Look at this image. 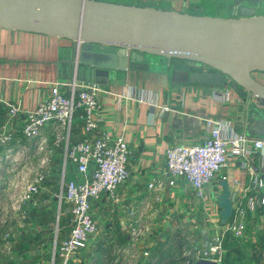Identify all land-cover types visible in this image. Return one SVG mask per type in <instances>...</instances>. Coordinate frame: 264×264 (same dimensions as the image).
<instances>
[{"label":"crops","instance_id":"obj_1","mask_svg":"<svg viewBox=\"0 0 264 264\" xmlns=\"http://www.w3.org/2000/svg\"><path fill=\"white\" fill-rule=\"evenodd\" d=\"M111 1L174 10L186 9L196 14H201L199 12L210 5L215 12L220 8L233 12L230 2L219 8L212 4L215 0H152L149 3L141 0ZM212 15L226 16L215 13ZM73 47L71 43L58 38L0 29V127L10 119L8 104H18L25 110H33L48 97L54 83L67 82L64 77L68 76L67 62L71 58L69 50ZM99 86L102 89L99 96V111L103 119L101 129L122 137L131 150L128 160L129 180L117 190L114 198L102 195L93 203L92 213L99 231L103 233L101 239H112L118 250L120 248L124 251L126 246L118 244L122 243L124 237L130 245L137 241L138 246L140 239L154 238L153 232L156 230L157 233L171 230L172 228L166 227L169 224L171 226V223H177L176 226L187 223L194 229L197 228V223L204 225V215L197 213L193 192L168 185L165 154L173 145L190 143L202 137L208 131L207 120L224 119L234 130L240 102L236 94L227 90L184 84L163 87L143 72H130L123 78L109 76L108 83ZM220 95L223 100L219 99ZM80 116L81 112H78L71 136L73 144L83 138ZM59 134L61 132L53 124L44 127L41 134L47 140L46 154L43 155L50 157L46 167L49 180L47 179L46 187L41 192L42 196L40 195L48 199L44 204L50 203L49 198L53 199L52 204L57 203L56 197L61 193L63 181L82 182L89 176L78 173L72 162H65L64 143L55 145ZM36 141H27L20 132L17 134V140L11 146V155L21 157L16 166L29 165L30 159L34 158L39 160V171L43 170L41 156L35 155ZM6 154L7 151L3 150L1 158ZM248 162L264 179V163L261 158L254 156ZM10 166L9 161H0V173L7 176ZM243 168V163L236 160L227 174L231 177L230 189L237 194L236 201H242L246 206L249 198L264 197V188H253V178L247 176V196L242 198V190L234 180ZM57 181L58 189L55 187ZM154 181L163 182V188L150 190L149 184ZM8 185L11 186L10 181ZM209 208L211 212L219 209L215 205ZM247 223L253 236L264 233V208L257 207L255 211L248 212ZM132 229L138 231L137 237L131 236ZM60 235L62 241L69 233L62 232Z\"/></svg>","mask_w":264,"mask_h":264},{"label":"water","instance_id":"obj_2","mask_svg":"<svg viewBox=\"0 0 264 264\" xmlns=\"http://www.w3.org/2000/svg\"><path fill=\"white\" fill-rule=\"evenodd\" d=\"M231 1L233 14L217 16L111 0H0V29L71 43L67 82L99 86L143 72L163 87L232 91L240 100L234 130L264 139V109L254 104L264 102V14L257 13L264 0ZM220 186L225 225L237 194L226 180Z\"/></svg>","mask_w":264,"mask_h":264},{"label":"built area","instance_id":"obj_3","mask_svg":"<svg viewBox=\"0 0 264 264\" xmlns=\"http://www.w3.org/2000/svg\"><path fill=\"white\" fill-rule=\"evenodd\" d=\"M101 92L98 85L78 81L54 83L48 97L33 110H25L18 104H8L10 119L0 130V161H9V172L12 173L17 170L16 165L21 158L11 155V146L17 140V134L20 132L27 141L37 140L35 155L41 156L43 170L36 172L34 180L24 187L23 201H32L46 187L49 175L46 167L50 157L43 155L46 154L47 140L41 134L49 124L55 125L61 132L55 145L64 143L65 162L75 164L78 173L89 174L82 182L63 181L61 195L56 197L60 206L63 202L69 205L72 226L68 237L56 244L54 249L53 259L55 262L58 260L59 264H72L80 250L99 233V225L92 213L93 203L102 195L114 198L117 190L130 178L128 160L131 150L128 143L122 137L101 129ZM222 97L220 95L219 99L223 100ZM254 104L264 109V102L254 100ZM78 112H81L83 122V138L73 144L71 136ZM206 122L208 131L202 137L190 143L173 145L166 150L167 183L171 187L193 192L197 213L204 215L200 240L196 236L191 237L200 245L196 250V261L205 259L224 264L226 235L245 238L248 232V212L255 211L257 207L264 208V197H251L246 206L242 201H235L233 215L225 225L221 224L220 210L211 212L209 207L215 205L218 208V198L222 193L220 182L226 180L229 183L231 177L227 172L236 160H240L244 166L234 180L242 190V198L247 196V176L253 178V188H264V179L248 162L251 157L259 156L264 163V139L251 138L243 132L237 133L224 119ZM3 150L7 154L1 158ZM22 174L25 175L22 180L26 182L27 173ZM163 186V182L154 181L149 184V189H161ZM203 230L208 232L209 250H206ZM130 232L131 236H138L137 230L132 229ZM145 256H149V250L145 251Z\"/></svg>","mask_w":264,"mask_h":264},{"label":"rangeland","instance_id":"obj_4","mask_svg":"<svg viewBox=\"0 0 264 264\" xmlns=\"http://www.w3.org/2000/svg\"><path fill=\"white\" fill-rule=\"evenodd\" d=\"M141 1L149 3L152 0ZM229 2L231 4L232 1L215 0L212 4L220 8ZM257 6V13L264 14V4ZM199 13L231 15V12L225 11L222 8L215 12L212 5L205 6ZM30 161L29 165L16 166L17 170L15 173L10 172L7 176H3L0 173V264H54L53 252L56 244L58 245L61 242L60 234L62 232H67L68 234L71 231V213L67 203L63 202L60 206L59 200H57V203L52 204L51 201L53 202V199L49 198L50 203L44 204V201H48V199L44 198L45 196L41 197V193L34 196L32 201H23L22 194L24 187L28 182L34 180L35 173L39 171V167L37 166L39 160L31 158ZM35 166L38 168H35ZM27 170H31V172ZM23 172L27 173L26 182L22 180V177L25 176L22 174ZM9 181L13 184V188L8 185ZM57 185L58 181L55 183V187L58 189ZM54 193L57 194V191ZM176 225L177 223H171V226L170 224L167 225V228H172L168 231L157 233L158 231L156 230L153 232L154 238L151 240L148 238L144 240L140 239L138 246L136 245L137 241H135L134 244H131L123 252H120L123 255L122 264H147L151 261L150 264H155L158 260L157 257L151 259V256H145L146 248L150 250L152 242L161 243L167 250H171L174 246L180 247V244H183V256L190 257V260L195 263L196 250L200 248V245L191 237L196 236L200 240V229L203 228V225L197 223L196 229L190 227L187 223ZM252 233V230H248L246 237L249 240L238 241V244L243 248L242 250L249 255L251 254V256L253 254L258 255L260 250L258 244L256 248L251 247L253 243L257 242L259 235L255 234L253 236ZM102 234L99 231L94 238L90 239L87 246L75 256L72 264H93V261L97 258V247L103 241L101 239L103 237ZM176 234H179V237L176 238L177 241L174 238ZM250 241L253 242L252 245ZM172 252L174 251L171 250L170 254ZM262 252L264 253L261 249ZM262 257V264H264V255ZM188 263V260L180 262V264ZM55 264H59V261L57 260Z\"/></svg>","mask_w":264,"mask_h":264},{"label":"trees","instance_id":"obj_5","mask_svg":"<svg viewBox=\"0 0 264 264\" xmlns=\"http://www.w3.org/2000/svg\"><path fill=\"white\" fill-rule=\"evenodd\" d=\"M179 234H176L174 236L175 240L177 241V237ZM174 240V241H175ZM240 240H249L248 237H245L243 239L235 238L231 234H227L224 239V248L226 250V258L224 260V264H262L264 253H261V249L264 251V233H261L258 235L257 242L253 243L250 241V244L253 245L251 247L256 248L257 244L260 247L259 254H251L245 253L241 248V245L238 244V241ZM121 247L126 246L129 247L130 242L126 237L123 238L122 243H118ZM119 246V247H120ZM183 244H180V247H172V252L170 254L171 250H167L164 248V246L159 243L155 242L151 245V249L149 250V256H151V259H155L156 257L158 260L155 264H180V262H186L189 261L188 264H194L190 257L183 256L184 252L182 251ZM117 248V249H116ZM120 249V248H119ZM147 249V248H146ZM121 250H118V247L116 245V242L112 239H103L102 242L99 243L96 251V259L93 261V264H122V256L120 252H123ZM125 250V249H124ZM120 256V258H119ZM250 256V258H249ZM119 258V260H117ZM152 262V261H151ZM151 262L147 263L150 264Z\"/></svg>","mask_w":264,"mask_h":264},{"label":"bare ground","instance_id":"obj_6","mask_svg":"<svg viewBox=\"0 0 264 264\" xmlns=\"http://www.w3.org/2000/svg\"><path fill=\"white\" fill-rule=\"evenodd\" d=\"M262 80H264V78L260 77Z\"/></svg>","mask_w":264,"mask_h":264},{"label":"flooded vegetation","instance_id":"obj_7","mask_svg":"<svg viewBox=\"0 0 264 264\" xmlns=\"http://www.w3.org/2000/svg\"><path fill=\"white\" fill-rule=\"evenodd\" d=\"M233 13H231V15H232Z\"/></svg>","mask_w":264,"mask_h":264}]
</instances>
